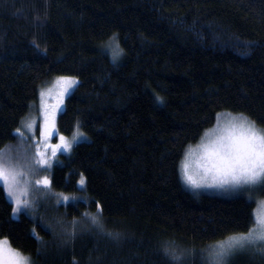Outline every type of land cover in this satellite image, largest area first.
<instances>
[{"label": "trees", "instance_id": "trees-1", "mask_svg": "<svg viewBox=\"0 0 264 264\" xmlns=\"http://www.w3.org/2000/svg\"><path fill=\"white\" fill-rule=\"evenodd\" d=\"M113 33L124 49L117 61L105 47ZM59 76L77 84L57 132L79 131L82 140L29 176L51 179L47 198L32 193L36 219L23 208L14 217L0 184V239L33 264H172L169 240L190 250L180 264H209V244L255 222L264 185L192 190L180 164L217 113L264 127V0H0V150H34L24 122ZM96 202L119 239L90 229L82 214L95 213ZM73 219L80 223L68 244L61 225L56 234L45 227ZM226 264H264V252L239 250Z\"/></svg>", "mask_w": 264, "mask_h": 264}, {"label": "snow or ice", "instance_id": "snow-or-ice-1", "mask_svg": "<svg viewBox=\"0 0 264 264\" xmlns=\"http://www.w3.org/2000/svg\"><path fill=\"white\" fill-rule=\"evenodd\" d=\"M34 44L39 47L35 40ZM105 47L109 49L113 61L119 60L124 52L117 33H113ZM76 83V77H57L56 84L59 90L56 93L55 104H49L45 99L52 96L51 88L40 90L41 136L45 141L44 145L35 141L31 153L26 148H21L15 153L10 150H0V184L15 205L12 209L14 217H18V213L23 208L29 211L33 219H36L39 200L32 193H42L44 198H47V194L51 192V179L47 175L37 179L29 178V176H39L40 172L51 168L48 153L41 148H50L51 156L55 157L58 150H71L72 144L82 135L77 131L72 139L68 140L57 132L56 126V116L64 103L63 98ZM157 99L163 100L162 97ZM24 127L34 134L35 121L24 122ZM15 132L21 136V139H25L19 128L15 129ZM53 133L58 135L59 143L47 144L48 138ZM180 169L183 180L194 187L212 186L243 191L246 188L264 185V127L258 126L256 121L243 113H217L216 124L205 131L197 145H189ZM79 184H85L83 176ZM61 196L60 193L56 194L57 204L60 203ZM63 199L67 201L68 197L63 196ZM261 204L264 205V201H261ZM103 211V206L96 202L95 213L85 212L82 215L88 220L90 229L101 235L119 239L118 231L106 228ZM79 223L80 221L73 219L70 221L71 227H64L63 222L57 220L56 224L46 222L45 227L56 234L57 224L61 225L62 243L68 244L75 240L76 226ZM33 233L36 234L35 228ZM36 235L39 239L38 234ZM246 248H255L264 252V214L257 215L255 222L246 232L233 233L224 240L209 244L206 248L209 264H226L231 255ZM188 251L190 250L181 248L175 240L166 241L163 245V252L172 264H180ZM0 264H33V262L30 256L13 249L8 238L4 237L0 239Z\"/></svg>", "mask_w": 264, "mask_h": 264}, {"label": "rangeland", "instance_id": "rangeland-1", "mask_svg": "<svg viewBox=\"0 0 264 264\" xmlns=\"http://www.w3.org/2000/svg\"><path fill=\"white\" fill-rule=\"evenodd\" d=\"M61 77V76H59ZM65 77H74V76H65ZM56 78H54L51 82H49L45 87L44 89H48V88H51L52 89V96L51 97H45L46 101L49 103V104H55L56 103V93L57 91L59 90L58 88V85L56 84ZM77 84V83H76ZM76 84L72 85L69 89V91L67 92V94L64 96V103H65V100L67 98V96L73 91V89L75 88ZM40 96L38 98V101L36 103V107H35V110H32L31 113L26 117V121H35V128H34V134L33 133H30L29 131H27L24 127V135L27 136L30 140H32L33 142L35 141H39L41 145H44L45 144V141L42 139V136H41V126H42V120L40 119V116H41V113H40ZM64 103L63 105L61 106V109L60 111L57 113V116H56V119L59 115V113L63 110V107H64ZM24 126V125H23ZM55 134V133H54ZM56 135V134H55ZM52 136V135H51ZM51 136L48 138L47 140V144H50V145H55L59 142H53V140L51 139ZM66 139L68 140H71L73 136H64ZM82 135L78 138L77 142H79L81 139ZM77 142H74L72 144V147L77 143ZM198 143L192 145V146H195L197 145ZM72 149V148H71ZM42 151H47L48 154L51 153V149L50 148H44L42 147L41 148ZM70 151V150H69ZM68 151V152H69ZM183 160V159H182ZM182 162V161H181ZM181 165V164H180ZM180 173H181V169H180ZM182 177V175H181ZM183 179V178H182ZM184 181V180H183ZM185 185L187 187H189L190 189L192 190H197V191H214V192H220V193H223V194H229V193H235V192H239V191H233V190H226V189H221V188H218V187H212V186H202V187H194L192 186L191 184L187 183L186 181H184ZM257 186L255 188H246L245 190L243 191H246V190H252V189H256ZM261 201H264V199H261L259 200L258 202V206L256 208V212H255V217L257 215H260V214H264V205L261 204ZM14 249V248H13Z\"/></svg>", "mask_w": 264, "mask_h": 264}]
</instances>
